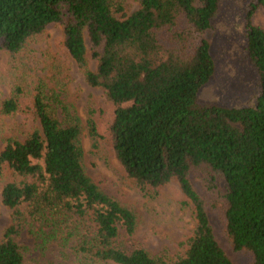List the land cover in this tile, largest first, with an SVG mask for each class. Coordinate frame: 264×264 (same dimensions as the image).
Instances as JSON below:
<instances>
[{
  "label": "trees",
  "instance_id": "1",
  "mask_svg": "<svg viewBox=\"0 0 264 264\" xmlns=\"http://www.w3.org/2000/svg\"><path fill=\"white\" fill-rule=\"evenodd\" d=\"M126 1L0 0V50L15 53L66 17L63 45L112 106L109 144L125 175L146 195L175 180L192 205L186 248L154 255L117 243L134 233L135 215L85 173L80 119L39 82L28 107L38 127L23 140L6 138L0 150V176L7 168L20 178L1 189L12 224L0 238V264H24L13 237L25 219L42 224L64 213L89 216L93 231L76 251L94 262L234 264L213 234L208 207L221 215L232 251L264 264V29L253 22L264 0H238L243 51L257 74L252 102L238 107L197 99L214 71L207 32L212 38L227 0H131L133 10ZM22 97L16 85L0 113L17 112ZM86 129L96 145L100 134L91 113ZM192 168L205 175L208 201L191 184Z\"/></svg>",
  "mask_w": 264,
  "mask_h": 264
},
{
  "label": "rangeland",
  "instance_id": "2",
  "mask_svg": "<svg viewBox=\"0 0 264 264\" xmlns=\"http://www.w3.org/2000/svg\"><path fill=\"white\" fill-rule=\"evenodd\" d=\"M126 7L133 10L137 5L127 0ZM239 9L238 0H227L223 12L214 23L212 38L211 30L207 32L214 71L198 89L199 101L238 107L253 100L257 74L243 51L244 39L240 26H237ZM65 21L66 17H63L61 23H49L15 53L0 50V105L16 85L23 88L20 109L9 115L0 113V150L6 138L23 140L33 128L38 127V121L28 107L35 86L43 83L47 90L59 95L71 114L80 119L85 173L105 193L117 198L135 215L134 233L130 237L120 235L117 243L127 250L134 246L142 247L154 255L182 252L195 224L192 205L175 180L157 188L154 194L146 195L125 175L109 144L108 126L112 106L101 88L85 81L81 68L67 53L63 45ZM253 22L264 29V7L256 12ZM84 41L88 48L86 36ZM86 62L88 68L92 69L94 62L88 55ZM88 113L94 117L100 134L96 145H93L87 133ZM188 176L197 193L207 201L211 199L203 186L204 173L192 168ZM19 179L7 168L0 176V238L5 228L12 224V210L2 204L1 189L5 183ZM217 185L218 189L223 190L222 181ZM207 213L217 242L232 262L250 264L248 254L232 251L223 233L221 215L209 207ZM88 230L93 231L88 215L80 217L64 213L42 224L25 219L13 238L22 253L24 264H115L94 262L76 251Z\"/></svg>",
  "mask_w": 264,
  "mask_h": 264
}]
</instances>
